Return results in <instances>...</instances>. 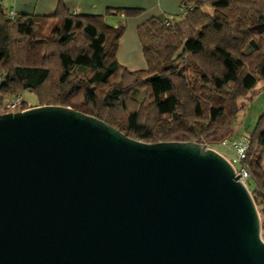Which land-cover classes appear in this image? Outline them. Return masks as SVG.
Here are the masks:
<instances>
[{
	"label": "water",
	"instance_id": "water-1",
	"mask_svg": "<svg viewBox=\"0 0 264 264\" xmlns=\"http://www.w3.org/2000/svg\"><path fill=\"white\" fill-rule=\"evenodd\" d=\"M239 176L205 142L61 105L0 113V264H264Z\"/></svg>",
	"mask_w": 264,
	"mask_h": 264
},
{
	"label": "trees",
	"instance_id": "trees-1",
	"mask_svg": "<svg viewBox=\"0 0 264 264\" xmlns=\"http://www.w3.org/2000/svg\"><path fill=\"white\" fill-rule=\"evenodd\" d=\"M0 0V105L23 91L20 109L61 105L95 116L142 142H210L233 123L264 83V0H182L180 17L150 18L140 27L146 63L117 60L122 21L134 8L80 14L59 4L50 15L7 16ZM144 89L143 99L132 95ZM1 108V106H0ZM1 110V109H0ZM247 186L264 201V112L242 133ZM221 139V138H220Z\"/></svg>",
	"mask_w": 264,
	"mask_h": 264
},
{
	"label": "crops",
	"instance_id": "crops-1",
	"mask_svg": "<svg viewBox=\"0 0 264 264\" xmlns=\"http://www.w3.org/2000/svg\"><path fill=\"white\" fill-rule=\"evenodd\" d=\"M2 3L5 9L12 10L16 15H50L61 3L80 14H107L109 9L117 8L137 9L135 15L126 16L124 12H119L105 17L109 24L116 25L122 21L125 25L116 57L120 64L130 70L146 67L140 27L150 18L166 21L167 18L180 17L183 13L182 0H3ZM261 164L264 168V156Z\"/></svg>",
	"mask_w": 264,
	"mask_h": 264
},
{
	"label": "rangeland",
	"instance_id": "rangeland-1",
	"mask_svg": "<svg viewBox=\"0 0 264 264\" xmlns=\"http://www.w3.org/2000/svg\"><path fill=\"white\" fill-rule=\"evenodd\" d=\"M144 94H145L144 89H136L132 92V95L138 100L143 99ZM21 98L25 100H29L30 104L35 103L34 94L27 90L21 93ZM8 102L9 100L5 101L3 104L0 105L1 106L0 113L22 110L20 109V107L14 108L13 111L6 110V105ZM263 112H264V83H258L255 86L253 90V94L250 96L249 100H247L243 104V109H241L237 114V117L232 127L233 131H235L234 136H230L229 134L232 131H225L222 132L221 134H218L216 137H213L211 141L207 143H209L210 145H214L215 143L221 142L225 138L228 139V138H232V137L234 138L236 136L237 137L240 136L241 135L240 133H243L244 131H246V129L250 130L255 126L257 118ZM236 168H239L238 163H236ZM257 201H258V205L256 204V207L259 212L260 221H261V237L264 240V201L260 197H258Z\"/></svg>",
	"mask_w": 264,
	"mask_h": 264
},
{
	"label": "built area",
	"instance_id": "built-area-1",
	"mask_svg": "<svg viewBox=\"0 0 264 264\" xmlns=\"http://www.w3.org/2000/svg\"><path fill=\"white\" fill-rule=\"evenodd\" d=\"M6 14L10 18H14L16 14L9 9H5ZM167 22V21H166ZM22 102V98L20 95H16L14 98L10 99L6 105V110L13 111L14 108L20 106ZM248 144V140L240 135L232 138H225L219 143H215L214 145H210L206 143V145L210 148H213L221 155H223L234 167L235 175L240 174L238 180L242 181L244 184L247 183L251 178V174L248 168L241 164V160L244 158L245 150ZM236 163L239 164V168H236ZM247 185V184H246Z\"/></svg>",
	"mask_w": 264,
	"mask_h": 264
}]
</instances>
